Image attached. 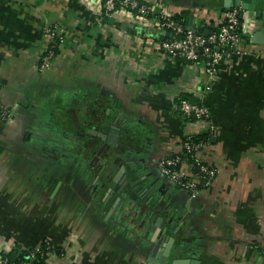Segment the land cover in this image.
<instances>
[{
	"label": "crops",
	"instance_id": "0c3cea01",
	"mask_svg": "<svg viewBox=\"0 0 264 264\" xmlns=\"http://www.w3.org/2000/svg\"><path fill=\"white\" fill-rule=\"evenodd\" d=\"M100 0H0V249L16 255L51 241L47 264H159V236L115 204L102 181L103 154L77 128L120 112L152 150L154 198L180 226L176 264H264V43L261 21L243 10L238 50L209 78L200 63L169 57L164 31L126 11L100 14ZM188 28L214 31L224 0H140ZM48 26L61 31L40 69ZM204 106L188 119L178 99ZM91 134H96L92 133ZM204 135L195 158L215 170L190 193L159 170L183 137ZM114 152V150H112Z\"/></svg>",
	"mask_w": 264,
	"mask_h": 264
},
{
	"label": "built area",
	"instance_id": "2783aa9c",
	"mask_svg": "<svg viewBox=\"0 0 264 264\" xmlns=\"http://www.w3.org/2000/svg\"><path fill=\"white\" fill-rule=\"evenodd\" d=\"M97 3L100 7V14L104 17H111L117 11H126L138 18H150L153 25L166 34L165 38L159 42L161 51L172 58L200 63L209 78L215 74L222 55L237 51L242 39L243 10L237 7L227 10L224 21L218 29L204 34L202 31L186 28L169 13L156 12L151 5L140 0H100ZM44 33L49 37V42L40 57L41 70L50 67L55 49L62 39L61 31L55 27H46ZM178 107L180 112L189 119L201 121L208 119L207 109L197 102L182 98L178 101ZM8 115V109L0 102V117L6 118ZM194 135L186 134L181 141L180 152L161 160L158 164L163 176L190 193H195L201 187L210 184L215 175V170L209 163L195 158V153L204 141L193 139ZM183 155L192 159V164L187 163ZM35 250H38V247ZM30 256L34 257L33 254ZM0 264L34 263L30 259L18 263L0 249Z\"/></svg>",
	"mask_w": 264,
	"mask_h": 264
},
{
	"label": "water",
	"instance_id": "95a60500",
	"mask_svg": "<svg viewBox=\"0 0 264 264\" xmlns=\"http://www.w3.org/2000/svg\"><path fill=\"white\" fill-rule=\"evenodd\" d=\"M223 4L228 9L237 7L255 12L261 26L252 35V40L264 43V0H224ZM188 28L196 31L191 25ZM203 33L208 34L209 31ZM90 131L99 135L104 150L109 148L103 155L101 171L106 175L102 181L115 195V204L132 210L147 234L159 236L156 247L161 245L163 254L158 260L159 264H176V260L172 259L183 253L185 242L181 238L180 226L175 224L172 215L166 217V207H159V202L154 198L151 173L148 171L155 165L152 150L141 143L144 133L130 131L127 117L120 112L113 118L98 117L96 124L85 130L84 136H88ZM112 147L114 152H111Z\"/></svg>",
	"mask_w": 264,
	"mask_h": 264
},
{
	"label": "trees",
	"instance_id": "16d2710c",
	"mask_svg": "<svg viewBox=\"0 0 264 264\" xmlns=\"http://www.w3.org/2000/svg\"><path fill=\"white\" fill-rule=\"evenodd\" d=\"M176 19L179 20V17H176ZM182 98L187 99L188 101H191L187 97H180L178 99V101ZM191 102H196V101H191ZM193 139L205 141V136L204 135H194ZM183 157L187 163L192 164V159H190L184 155H183ZM51 252L57 253V252H59V248L54 243H52L51 241H44L38 246V250H35V248H30L24 252H22V251L18 252L15 256L12 255L11 253H7V255L10 259H12L18 263H21V261L30 259V260H32V262L34 264H47L46 260H47L48 254ZM31 254H33L34 257L31 258V256H30Z\"/></svg>",
	"mask_w": 264,
	"mask_h": 264
},
{
	"label": "flooded vegetation",
	"instance_id": "af4514ba",
	"mask_svg": "<svg viewBox=\"0 0 264 264\" xmlns=\"http://www.w3.org/2000/svg\"><path fill=\"white\" fill-rule=\"evenodd\" d=\"M131 122L129 123V128H130V131H133L135 130V128H133L131 126ZM77 134H79V136L81 137L80 138V141L77 142V143H74L75 145H78L79 147H82V148H86L88 145H90L92 143V141H96L98 143V145L96 146V151L99 149L100 152L102 153L103 152V155L109 150V148L107 147L105 150L103 148V145H102V141H101V138L99 137L98 134H88V136H84L85 135V130L82 129V127H78L77 128ZM114 149V147H112L111 149V152L112 150ZM104 150V151H103Z\"/></svg>",
	"mask_w": 264,
	"mask_h": 264
}]
</instances>
